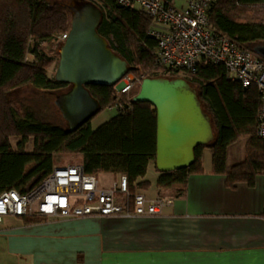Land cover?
Listing matches in <instances>:
<instances>
[{"label": "trees", "instance_id": "trees-1", "mask_svg": "<svg viewBox=\"0 0 264 264\" xmlns=\"http://www.w3.org/2000/svg\"><path fill=\"white\" fill-rule=\"evenodd\" d=\"M163 1L166 5L174 2ZM92 3L103 13L97 32L128 62L131 73L141 80L182 77L178 73L166 74L157 67L156 42L147 34L151 25L147 15L122 7L117 0ZM209 17L214 30L239 47L254 53L250 45L264 41V0H216ZM69 30L70 14L59 4L45 0H0V194L9 190L27 193L37 187L52 172L55 154L81 155L85 174L125 176L131 195L147 190L150 183L144 178L149 164L155 160L156 112L148 103L133 102L140 86L119 99L112 87H87L99 102L100 111L115 108L117 114L96 130L89 121L75 132H69L66 125L52 123L44 111L14 97L27 88L49 92L69 89L48 76L53 59L42 47ZM183 77L197 88L205 111L212 117L216 140L196 148L191 167L170 173L156 170V187L181 196L189 176L203 172L204 149H210L213 173L224 175L228 188L238 183L253 186L264 164V145L256 134L260 109L257 88L243 87L227 78L222 65L205 62ZM118 103L122 109L117 108ZM11 139H17L15 146ZM30 140L33 147L27 152ZM237 141H242L244 147L242 159L229 164V149ZM20 219L33 224L43 218Z\"/></svg>", "mask_w": 264, "mask_h": 264}, {"label": "crops", "instance_id": "crops-1", "mask_svg": "<svg viewBox=\"0 0 264 264\" xmlns=\"http://www.w3.org/2000/svg\"><path fill=\"white\" fill-rule=\"evenodd\" d=\"M186 2L174 0L173 5ZM238 157L240 161L242 155ZM201 164L203 172L190 175L185 192L177 197L158 190L159 173L154 162L149 164L144 178L149 188L139 192L149 199L172 200L157 216L43 218L33 224L5 217L0 264L6 256L14 260L11 264H264L261 174L253 186L228 188L226 177L213 173L210 149L202 151ZM96 176L102 187L120 178Z\"/></svg>", "mask_w": 264, "mask_h": 264}, {"label": "built area", "instance_id": "built-area-1", "mask_svg": "<svg viewBox=\"0 0 264 264\" xmlns=\"http://www.w3.org/2000/svg\"><path fill=\"white\" fill-rule=\"evenodd\" d=\"M216 0H187L183 7L163 0H117L126 8L141 11L151 19L148 36L156 42V65L166 74L183 76L201 62L222 65L229 80L243 87L254 86L260 95L256 134L264 145V61L248 49L218 34L209 17ZM68 32L54 38L58 45ZM141 79L129 71L115 86L114 96L129 95ZM122 109V104H117ZM52 172L27 193L9 190L0 194V225L5 217L57 219L113 216H157L171 199H149L143 193H129L128 180L102 187L96 175L85 174L83 163L64 162L55 154ZM264 182V164L261 172Z\"/></svg>", "mask_w": 264, "mask_h": 264}, {"label": "water", "instance_id": "water-1", "mask_svg": "<svg viewBox=\"0 0 264 264\" xmlns=\"http://www.w3.org/2000/svg\"><path fill=\"white\" fill-rule=\"evenodd\" d=\"M70 14V30L57 46L56 82L69 89L54 105L69 132H75L100 112L99 102L87 87L115 86L130 71L97 28L103 13L88 0L60 4ZM264 58V47L252 48ZM135 103H148L156 112L155 168L170 173L191 167L195 150L216 140L211 115L205 111L197 88L182 77H147L141 81Z\"/></svg>", "mask_w": 264, "mask_h": 264}, {"label": "rangeland", "instance_id": "rangeland-1", "mask_svg": "<svg viewBox=\"0 0 264 264\" xmlns=\"http://www.w3.org/2000/svg\"><path fill=\"white\" fill-rule=\"evenodd\" d=\"M49 4H66L69 0H45ZM91 2H97V0H89ZM252 48L254 47H264V41L262 42H256L250 45ZM43 51L47 54L48 57L53 59L52 64L47 69V74L50 78H54L57 66H58V55H57V46L53 43L49 44H42ZM29 59V58H28ZM183 77V76H182ZM184 78V77H183ZM67 90V89H66ZM66 90L63 91H56V92H49V91H41L36 90L33 88H27L23 91H20L19 93H15V98L21 100V102L27 106H31L34 109L42 110L44 113L48 116V119L55 124L65 126V121L62 119L61 114L57 110V108L54 105V101L56 99V96L66 92ZM117 114V111L115 108L113 109H106L100 111L96 116H94L90 120V126L93 130H96L99 126L102 124L108 122L110 119H112ZM17 139H11V143L13 146H15ZM33 147V141L30 140L28 145L26 146V151L31 152ZM243 144L242 141H237L233 146L230 147L229 150V159L231 164H236L239 162V154H243ZM61 159L64 162H81V160L78 158V154H60ZM151 178V176H149ZM157 199V198H156ZM165 199V198H161ZM6 225V220L3 223ZM5 262L1 264H11L14 263V260L11 257L6 256Z\"/></svg>", "mask_w": 264, "mask_h": 264}]
</instances>
